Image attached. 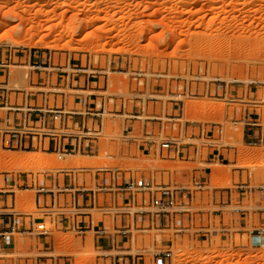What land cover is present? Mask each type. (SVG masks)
<instances>
[{
  "label": "rangeland",
  "instance_id": "374dc122",
  "mask_svg": "<svg viewBox=\"0 0 264 264\" xmlns=\"http://www.w3.org/2000/svg\"><path fill=\"white\" fill-rule=\"evenodd\" d=\"M42 1L0 0V23L11 28L0 33V64L8 65L0 67V88L13 90V102L17 97L15 90H33L31 80L35 77L37 81L38 76L32 66L58 67L68 62L80 67L91 65L93 69L107 72L114 84L111 92L123 97L127 113L136 110L140 115L163 117L166 122V115L173 109L171 100H175L176 114L181 112L184 116L183 127L179 132L164 134L181 135L180 141L196 143L200 154L195 160L187 156L175 160L164 158L159 149L158 121L149 124L156 132L150 139L158 144L156 154L130 151V139L148 140L144 136V125L148 123L145 117L132 123L128 130L133 133L127 135L124 117L106 116L105 132L100 136L106 143L100 154L89 157L86 163L83 156L60 160L57 155L36 151L34 159L23 165L12 158H29V151L1 147L0 157L5 160L0 158V214L14 213L17 218L27 215L36 222L45 218L44 213L53 211L38 209V185L56 178L52 176L64 169L87 171L80 177L81 183L87 181L93 190L98 189L94 185L100 170L131 171L135 176H144L172 189L191 188L193 209L190 216H176L177 227H167L165 231H133L134 237L129 236L131 244L124 254L130 253L142 263L153 264L157 251L172 249L173 264H205V257L219 253L227 256L208 264H264V251L245 241H233L235 234L244 229L247 233L251 227L235 226L230 233H225L221 217L214 214L219 208L213 204L215 200L221 202L227 195L224 193L230 192L228 196H233V204L229 210L264 208V145L249 146L244 143L243 135L237 134L230 161H213L211 157L210 162L208 144L220 145L226 140L213 142L219 141L214 140L216 135L213 138L206 135L203 139L198 131L202 125L208 127L214 122L227 130L229 116L235 109L241 111L253 104L258 105L251 108L259 113L264 131V0H73V5L78 6L74 10L56 9L52 4L38 5ZM88 9L92 11L87 12ZM48 17L52 18L46 23L48 26L63 23L58 27L62 35L55 33L43 39V34H39L26 44L21 42L20 35L21 45L11 44L12 36L16 37L12 29L30 28L33 22H46ZM144 24L151 31L140 36ZM135 72H144L146 76L135 80ZM105 77L102 75V82ZM64 80L63 77L62 85ZM68 83L78 87L75 81ZM62 92L74 101L76 91L70 86ZM62 96L53 94L49 99L53 104L59 99L61 106ZM116 102L121 104L119 100ZM5 112L2 110L0 117ZM192 121L198 125H192ZM33 166L34 169H28ZM197 185L205 189L197 190ZM240 187L245 188L242 191ZM239 190L244 192L240 194L244 199L236 197ZM104 195L101 196L103 204L104 199L113 197L109 192ZM7 200L11 207L8 211L4 209ZM61 200L63 204L65 198ZM46 218L50 224L51 217ZM32 220L27 219V223ZM180 223L184 225V232L180 231ZM40 230L14 234L11 244L0 245V264H114L95 247L94 232L84 236L77 231L53 229V238L44 240ZM156 237L164 238L165 242L157 243ZM142 253L144 256L139 257Z\"/></svg>",
  "mask_w": 264,
  "mask_h": 264
},
{
  "label": "built area",
  "instance_id": "2783aa9c",
  "mask_svg": "<svg viewBox=\"0 0 264 264\" xmlns=\"http://www.w3.org/2000/svg\"><path fill=\"white\" fill-rule=\"evenodd\" d=\"M1 68L8 67V65L4 66V63L0 64ZM42 68L39 67V70ZM78 74H83L88 76L90 79H92L93 86L102 92L97 95H92L93 97L98 98L95 103H93L92 109H86L82 111L77 110H67L65 108L57 109L54 104H49V97L42 96V98H39V105H36V103H33L31 107L24 106L22 108H15L12 110H16L19 113H26L22 117V124L18 126V130H13L15 133L25 136V135H38V131L27 128L29 124V118L28 113L30 112H37V113H46L50 114L51 118L58 123L60 126V129L58 132L54 133L55 135L64 137V138H71L72 139V146L71 148L66 150L58 151L57 156L60 160H62L64 157H66L68 154L73 153H81L83 151L92 152L93 148L91 143L93 140L100 138L102 135V132L105 131V119L106 116H111V118L115 119L117 117H124L125 121L124 124L128 126L126 129V134L131 135L133 133L132 130H128L132 123H135L136 121H140L145 117L144 121H148L147 124L144 125V136L148 139L149 142H155L150 139H152V136L156 133L153 129V126H150L149 124H152L153 121L159 122L158 131L160 133V139L161 143L159 145L160 149L162 150V154L165 155V157L169 159H177L181 156V150H187L188 158L193 159L196 157L200 152L198 150L193 149L190 151L189 147L195 146L196 143L193 142H186V141H180V136H173V135H165L164 133L171 131H181L183 127V120L184 116L179 114H176L175 110H177V104L175 100H171V103L173 105L172 112L170 114H167V121H163V117H156V116H144L143 114L140 115V111L134 110L132 113H127L126 110V102L122 100L123 97L117 94H114L111 92V89H113L114 84L110 81V77L107 72L103 70H96L91 68V65L88 66H82L81 68H77L75 70ZM102 75H105L107 77L104 78V81L102 82L101 77ZM135 80H141L146 76L144 72H135L133 74ZM78 83V80L77 82ZM58 89H52V90H43L44 94L52 93V94H59ZM179 97H182V94L179 95ZM121 101V104H118L116 101ZM134 100V99H132ZM178 102V101H177ZM232 102H238V101H232ZM256 102V101H254ZM180 103V102H179ZM180 105V104H179ZM237 105H240L239 103ZM257 104L250 105L248 108H242L241 111H239L237 108L235 109V112L229 116V123L230 127L225 130V127L223 128L222 124H219V122L211 123L210 126L211 129L208 131V127L205 125H202L199 128V136L203 137V139L209 135H212V138L215 136L214 140L218 139L219 141H213V142H221L222 139H225L226 142L222 143L220 145L216 144H208L209 146H217L221 150L225 149H232L235 147L234 143L237 141L236 135L242 134L243 135V141L245 136V129L246 128H253V127H261L260 123L258 122V119H255L254 115H258V113L254 112L251 107H257ZM183 110V108H182ZM181 110V111H182ZM174 111V112H173ZM80 116V117H89L92 122L89 125H86V122H80L75 121L73 123L70 122V118ZM228 118V117H227ZM96 121V128H93V123ZM191 122V121H190ZM145 123V122H144ZM192 125H198L195 124L197 122L192 121ZM123 124V125H124ZM88 126V127H87ZM124 127V126H123ZM125 129V128H124ZM0 132H2L0 130ZM162 134L165 135L162 139ZM195 135V134H194ZM192 135L193 139L195 136ZM128 137V136H127ZM128 141V140H127ZM132 141L131 139L129 142ZM249 146H262L264 145V134L261 133L257 137L251 136L247 142ZM197 145V144H196ZM207 145V146H208ZM176 147L185 146L181 150ZM100 172H107L112 173L113 170L105 168L100 170ZM107 184L105 186H102L98 191L84 189V194H86V201L90 203L89 207L95 208L100 203V205L104 206L106 203L109 202H115L117 200V197L122 196L127 198V204L123 210L114 211L109 209H106V214L110 215V219L108 220V224L105 225L103 223V220H89L87 223V227H82V223L77 222V217L82 216L86 213H79L84 212V196L81 195L80 199H83L80 202V199H78V196H71L69 202L70 206L73 207V210H71V213L74 217V221L72 223L73 231H77L78 234L87 235L88 231H94L95 234L99 237L110 234H119V235H128L132 236L133 231H141L146 232L154 230L159 224L161 223L162 218L168 217L173 218L176 216H183V215H191L192 209H193V202L191 204V198H193V191L191 188H179V189H172L171 187L164 185L162 183H155L152 179H146L144 177H136L134 180L132 177H124L121 175V177H118V175H110ZM127 182L125 183V181ZM117 183H120L117 185ZM200 184V183H199ZM116 186L120 189V191H117L115 188ZM242 190H244L245 187H240ZM195 189H205L203 185H197L195 186ZM40 192H45L44 188L39 189ZM111 193L113 196L110 199L106 200L104 199L103 204L101 202V196L104 195V193ZM119 193V194H118ZM244 194V193H243ZM105 196V195H104ZM106 197V196H105ZM121 197V198H122ZM193 201V200H192ZM82 211H79L78 209H81ZM106 208V207H104ZM245 209H240L238 212H243ZM191 213V214H190ZM127 215L129 217L128 222L126 226H122V228H115L113 226V222L117 221L119 219L120 215ZM201 222H203V219H200ZM100 222V224L98 223ZM148 223V225H146ZM103 225V226H102ZM154 227V228H153ZM96 228V229H95ZM184 228V227H183ZM182 229V227L180 228ZM184 232V229L180 230ZM12 233H7L3 235V239L5 244H11L12 242V236L13 233L16 232V229L12 227L11 229ZM247 232V231H246ZM47 233L46 235H48ZM248 236V240L245 242L255 248L260 249L261 251H264V225L255 227L252 226L250 231L247 233H243ZM161 237V236H159ZM156 237L157 243L163 244L165 242L164 238ZM244 242V241H242ZM131 244V243H130ZM102 251L103 257H109V260L114 261V264H147L142 263L141 259H137V256H134L132 254H124L127 251H121L120 249L117 250V248H112L111 250L108 249H98ZM139 257L144 256V253L138 255ZM174 252L172 249H168L165 251L156 252L153 256V264H173L174 263Z\"/></svg>",
  "mask_w": 264,
  "mask_h": 264
},
{
  "label": "crops",
  "instance_id": "0c3cea01",
  "mask_svg": "<svg viewBox=\"0 0 264 264\" xmlns=\"http://www.w3.org/2000/svg\"><path fill=\"white\" fill-rule=\"evenodd\" d=\"M26 62V61H25ZM83 65H81L82 67ZM33 71L35 75L38 76V79L36 81L35 77L31 80L30 87L33 89L30 92L27 90H15L14 92L17 93V97H15L16 102H13L12 99V91L8 90L7 87H3V89L0 88V109L1 111H6L5 114L0 117V148H11L14 150H25L29 152L36 151L35 144L39 146V150L43 153H47L49 155H57L58 151L66 150L68 151L72 146V139L71 138H64L58 135H55L54 133L58 132L60 129V126L56 121H54L51 118L50 114L46 113H37V112H30L28 113L29 118V124L27 128L34 129L38 131V135L32 136V135H19L15 133L13 130H18V126L22 124V117L26 113H19L16 110H12L15 108H22L24 106L31 107L33 103H36V105H39V98L41 96L49 97L53 95L52 93L44 94L43 90L46 89H58L63 95V103L61 106H59V99H56V102L54 103V106L57 109L65 108L67 110H77L82 111L86 109H92L93 103L97 101L98 98L93 97L92 95H99L101 90L95 88L92 82V79H90L88 76L83 74H78L75 70L77 68H81L79 64H72L70 62L67 63L65 66H54V65H41V66H32ZM39 67L42 68L39 70ZM93 68V67H91ZM64 77L65 84L62 85V78ZM85 79V85L82 86V81ZM75 81L78 80V87H75L74 85H71L68 83V81ZM8 82V81H7ZM1 84V83H0ZM70 84V85H69ZM68 86H70L73 90L76 91V93L80 94H73L74 101L71 102L69 100V97L66 93L62 92L63 89H67ZM1 87V86H0ZM41 89V90H40ZM36 90V91H34ZM22 95V102L21 96ZM51 100L49 99V104ZM80 107V108H79ZM0 111V113H1ZM259 114V113H258ZM255 119H258V122L260 123L261 127H253V128H246L245 129V136L244 140L247 144L249 138L251 136L257 137L261 133L264 134L262 124L260 122V115H254ZM70 122L73 121H80V122H86V125L90 126V123L92 120L89 117H80L75 116L70 118ZM105 122V121H103ZM132 126L129 125V127ZM88 127V126H87ZM93 128H96V121L93 123ZM124 128L127 129L128 126L124 124ZM105 131L102 132L104 134ZM125 134V131H124ZM152 136V138H154ZM194 140V139H192ZM106 143V142H105ZM105 143L102 141L101 138H97L93 140L91 143L92 145V152L83 151L81 153H73L68 154L66 157H77V156H88V157H94L98 156L100 154V151L102 150ZM128 144H130L129 150L135 149L137 153H141L144 155H150L153 152H157L158 144L157 142H149L147 140L138 142V141H130ZM248 145V144H247ZM185 146H181V148L178 146L175 148L182 149ZM160 149V147H159ZM190 151L193 149L198 150L200 152L199 147L195 144L193 147H189ZM235 149H225L221 150L219 147L213 145L208 146L209 153V161L212 162V158H214L213 161H230L231 158V151ZM187 150H181V156L180 158H183L184 156H188ZM160 154L165 157L164 154H162V150L160 149ZM199 156V154L197 155ZM196 157L193 159L188 158L189 160H195ZM66 157H64L62 160H64ZM212 157V158H211ZM169 159V158H168ZM87 171H71L68 169L61 170L58 172V175H53L51 180L45 181L44 184H40L39 189L44 188L45 192L38 191L37 193V207L40 210H46V211H53V212H46L44 213L45 218L41 219L39 222L35 221L34 217L27 216V215H19V218H17V214L14 213H5L0 214V245L4 244L3 235L7 233H12L11 229L14 227L16 229V232L13 233L17 234L22 231H28L30 230L31 233H35L41 229V226L48 224L46 217H51L50 224L53 229L62 230V231H73L72 223L74 221V217L71 213V210H73V207L70 206L69 197L71 196H78L77 198L80 199L81 195L84 196V212L79 213H86L82 216L77 217V222L79 226V222L82 223V227H87V223L89 220H103V223L105 225L108 224V220L110 219V215L106 214V209L108 208L109 211H119L123 210L127 204V198L119 196L117 197V200L115 202H109L106 203L104 206L100 205V203L97 205V207L92 208L89 207L90 203L86 201L85 197L86 194H84V189H90L88 186V182L84 181L81 183L82 175ZM79 173V174H78ZM118 175V177H121L123 175L124 177H128V174H131L130 177L133 178V180L138 177L135 176V173L131 171H125V170H114L112 173L107 172H101L99 171V174H97V177L95 178L96 184L94 185L96 190L98 191L102 186H105L108 181V177H111L110 175ZM60 177H65L64 180H62ZM144 177V176H139ZM102 184H101V183ZM127 180L125 181V183ZM120 183H117L119 185ZM91 186V184H89ZM93 186V185H92ZM117 191H120L121 188L119 186L115 188ZM243 191V190H242ZM241 190L238 191V195L236 196L238 199H244L240 197L241 193L243 194ZM224 193V192H223ZM223 199L221 202H218L217 200L214 201V205L219 208L218 211H215L214 214L216 217H221L220 222L223 226V231L226 233H230L232 231V228L237 226L240 228L245 227H258L261 225H264V208L252 211L249 209H245L243 212H238L237 210H229L228 208L232 206L233 204V196H228V193L225 192ZM232 193V192H231ZM119 194V193H118ZM6 196V195H5ZM12 196V195H11ZM9 197V196H6ZM64 197L65 201L62 204L61 198ZM83 199H80V202ZM106 207V208H104ZM11 207L9 206L8 200L6 201L5 210L8 211ZM15 208V207H14ZM56 210V211H55ZM79 211H82L81 209H78ZM227 215H230L229 217V225L226 224V218ZM33 219L30 224L27 223V219ZM129 217L127 215H120L119 219L117 221L113 222V226L115 228H122V226H126L128 222ZM177 217L168 218L164 217L161 220V223L159 226H157L154 230L156 231H165L167 227H177L178 222L176 221ZM100 224V222H98ZM181 224V223H180ZM103 226V225H102ZM181 227L183 228L184 225L181 224ZM154 228V227H153ZM96 229V228H95ZM151 230V229H150ZM246 229L239 231V233L243 234ZM53 231V230H52ZM52 231L48 235H43V239L47 240L50 238H53ZM185 231V230H184ZM92 231H88V233H91ZM94 232V231H93ZM238 231H235L234 233H237ZM87 233V234H88ZM95 233V232H94ZM233 233V234H234ZM87 236V235H85ZM12 243V242H11ZM94 245L97 249H108L111 250L112 248H117L126 250L129 248V236L128 235H119L117 233L110 234L104 236H97L95 234L94 238Z\"/></svg>",
  "mask_w": 264,
  "mask_h": 264
},
{
  "label": "bare ground",
  "instance_id": "6f19581e",
  "mask_svg": "<svg viewBox=\"0 0 264 264\" xmlns=\"http://www.w3.org/2000/svg\"><path fill=\"white\" fill-rule=\"evenodd\" d=\"M50 4L55 5L56 9H60L62 7H70L72 10H74V9L78 8V6L73 5V0H57V1L44 0V1L40 2L38 5L47 6V5H50ZM91 11H92V9H88L87 10V12H91ZM255 12H257V11L255 10ZM53 14H56V11H54ZM49 20H52V18L48 17L46 22H45V20H44V22H39V23L33 22L32 26L30 28H27V27H24V28L16 27V28L12 29L11 33L15 34L16 37L12 36L11 44L19 45L21 40H23V41H21L23 44H26L27 41L34 39V36L39 35V34H43V39L48 38V37L52 36L55 33L56 34L58 33L59 35H62L63 31L62 30L60 31L58 29V27L62 26L63 23L55 24L53 26H48L46 23H48ZM9 29H11V28L8 26V24L3 23V22L0 23V33L1 32H6ZM150 31L151 30L149 29V27L146 24H144L140 28L139 35L140 36H144ZM19 37H21V40L19 39ZM44 41L46 42V40H44ZM56 41H58V39ZM11 75H12V73H11ZM230 82H235V81L231 80ZM50 104H53L52 101L50 102ZM0 111H1V109H0ZM35 149H36V151L39 150V146L37 144H35ZM36 151L30 152L29 153V158H25L24 159V158H22V156H20V157L17 156V157H13L12 161H14L16 163H20V161H21L22 162L21 164L28 165L32 161V159H34V157L36 156ZM83 157H84L83 158L84 159L83 163L88 162L87 159L89 157L88 156H83ZM0 158L5 160V158H3V157H0ZM81 165L84 166L83 164H81ZM34 168H35V166L30 167L28 169H34ZM164 177H167V175H164ZM52 230H53V228L51 227V225H49V224L43 225V226H41L40 235H42V236L46 235L47 233H50ZM246 240H248V236L246 234H241V233L235 234V236L233 238V241L236 242V243H239V242H242V241H246ZM230 255H233V254H230ZM225 256H227L226 253H219L217 255H209L208 257L204 258L205 264H208V263L212 262L214 259L224 258Z\"/></svg>",
  "mask_w": 264,
  "mask_h": 264
}]
</instances>
